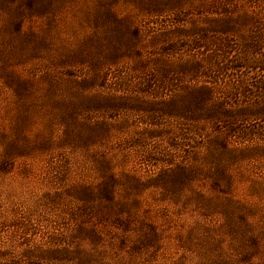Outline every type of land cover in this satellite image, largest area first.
Here are the masks:
<instances>
[{"label": "rangeland", "instance_id": "1", "mask_svg": "<svg viewBox=\"0 0 264 264\" xmlns=\"http://www.w3.org/2000/svg\"><path fill=\"white\" fill-rule=\"evenodd\" d=\"M0 264H264V0H0Z\"/></svg>", "mask_w": 264, "mask_h": 264}]
</instances>
